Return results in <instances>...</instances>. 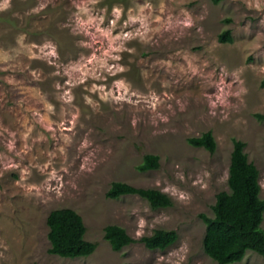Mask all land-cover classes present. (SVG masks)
Wrapping results in <instances>:
<instances>
[{
	"label": "rangeland",
	"instance_id": "rangeland-1",
	"mask_svg": "<svg viewBox=\"0 0 264 264\" xmlns=\"http://www.w3.org/2000/svg\"><path fill=\"white\" fill-rule=\"evenodd\" d=\"M206 132L213 154L188 143ZM234 140L264 199V0H0V264H218L201 215L229 192ZM148 154L160 168L142 173ZM114 182L173 206L108 199ZM63 208L83 218L91 256L49 254L47 218ZM108 225L179 240L115 252Z\"/></svg>",
	"mask_w": 264,
	"mask_h": 264
},
{
	"label": "trees",
	"instance_id": "trees-1",
	"mask_svg": "<svg viewBox=\"0 0 264 264\" xmlns=\"http://www.w3.org/2000/svg\"><path fill=\"white\" fill-rule=\"evenodd\" d=\"M222 0H213L215 4ZM222 43H232L231 31L219 36ZM196 148H204L215 153L217 144L212 132L200 137L188 139ZM234 148L229 167V192L222 191L216 197L213 206L214 217L201 215L206 225L203 246L204 251L218 264L241 262L247 251H254L264 257V199H261L260 171L249 161L244 151L246 143L234 140ZM160 168V158L148 154L137 167L145 173ZM125 196H139L145 199L153 210L171 208L172 199L156 189L136 188L122 182H114L106 194L108 199L118 200ZM50 242L49 254L66 259L91 256L98 245L85 239L87 232L83 218L73 209L63 208L50 212L47 218ZM104 239L115 252L134 244L143 243L151 251H165L179 240L176 231L156 230L150 236L135 240L126 229L117 225H108L104 230Z\"/></svg>",
	"mask_w": 264,
	"mask_h": 264
}]
</instances>
